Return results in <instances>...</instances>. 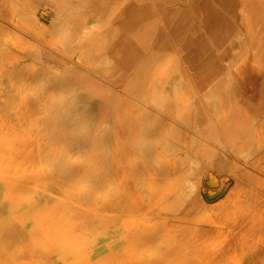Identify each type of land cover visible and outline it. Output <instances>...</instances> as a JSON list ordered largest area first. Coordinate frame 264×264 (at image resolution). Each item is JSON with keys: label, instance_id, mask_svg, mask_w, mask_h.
<instances>
[{"label": "rangeland", "instance_id": "rangeland-1", "mask_svg": "<svg viewBox=\"0 0 264 264\" xmlns=\"http://www.w3.org/2000/svg\"><path fill=\"white\" fill-rule=\"evenodd\" d=\"M0 114V264H264V0H0Z\"/></svg>", "mask_w": 264, "mask_h": 264}, {"label": "bare ground", "instance_id": "bare-ground-1", "mask_svg": "<svg viewBox=\"0 0 264 264\" xmlns=\"http://www.w3.org/2000/svg\"><path fill=\"white\" fill-rule=\"evenodd\" d=\"M33 16H34V15H33ZM35 20H36V19H35ZM30 21H31V20H30ZM32 21H33V19H32ZM102 29H103V28H102ZM86 32H88V31H86ZM84 34H85V33H84ZM59 35H60V34H59ZM58 37H59V36H58ZM61 39H62V38H61ZM61 41H62V40H61ZM6 48H7V47H6ZM1 50H2V49H1ZM1 52H2V51H1ZM4 52H5V51H4ZM3 54H4V53H3ZM2 56H3V55H2ZM8 56H9V55H8ZM4 57H5V56H4ZM11 58H12V57H11ZM161 77H162V76H161ZM170 90H171V88H170ZM172 90H173V89H172ZM172 90H171L170 93H172ZM166 96H167V95H166ZM43 98H44V97H43ZM66 98H67V97H66ZM36 99H37V98H36ZM145 99H146V97H145ZM15 100H16V99H15ZM20 100H21V99H20ZM41 100H42V99H41ZM53 100H55V99H52L51 102H52ZM61 100H63V99H61ZM164 100H165L164 102H166L167 98L164 99ZM35 101H36V100H35ZM63 101L65 102V99H64ZM18 102H19V101H18ZM20 102H21V101H20ZM39 102H40V101H39ZM55 102H56V101H55ZM69 102H70V101H69ZM69 102H68V103H69ZM167 102H168V101H167ZM167 102H166V104H167ZM170 102H171V101H170ZM170 102H169V104H170ZM41 103H42V102H41ZM140 103H141V102H140ZM171 103H173V100H172ZM34 104H36V103H34ZM56 104H58V103H55V105H56ZM62 104H63V103H62ZM166 104H165V105H166ZM169 104H168V105H169ZM24 105H25V103H24ZM52 105H53V104H52ZM55 105H53V106H55ZM163 105H164V104H163ZM163 105H162V106H163ZM170 105H171V104H170ZM32 106H33V105H32ZM41 106H42V105H41ZM45 106H46V105H45ZM48 106H49V105H48ZM71 106H72V105H71ZM142 106H143V105H142ZM166 106H167V105H166ZM217 106H218V105H217ZM34 107H35V106H34ZM34 107H33V108H34ZM55 107H56V106H55ZM157 107H158V106H157ZM164 107H165V106H164ZM167 107L169 108V106H167ZM178 107H179V106H178ZM181 107H182V106H181ZM30 108H31V107H30ZM42 108H43V107H42ZM52 108H53V107H52ZM70 108H72V107H70ZM148 108H150V107H148ZM161 108H162V107H161ZM31 109H32V108H31ZM34 109H35V108H34ZM55 109H56V108H55ZM59 109H60V108H59ZM136 109H137V108H136ZM177 109H178V108H177ZM43 110H44V109H43ZM53 110H54V108H53ZM53 110H52V111H53ZM65 110H66V109H65ZM65 110H64V111H65ZM151 110H152V108H151ZM179 110H180V109H179ZM32 111H33V109H32ZM35 111H36V110H35ZM46 111H47V110H46ZM56 111H57V110H56ZM181 111H182V109H181ZM16 112H17V111H16ZM18 112H19V111H18ZM41 112H42V111H41ZM41 112H40V113H41ZM40 113H39V114H40ZM43 113H44V112H43ZM60 113H61V111H60ZM162 113H163V112H162ZM171 113H172V112H171ZM182 113H183V112H182ZM182 113H181V114H182ZM45 114H46V113H45ZM65 114H66V113H65ZM179 114H180V113H179ZM0 115H1V114H0ZM34 115H35V114H34ZM52 115L54 116V114H52ZM165 115H166V114H165ZM21 116H22V115H21ZM36 116H37V115H36ZM40 116H41V115H40ZM40 116H39V117H40ZM173 116H174V115H173ZM12 117H13V116H12ZM46 117H48V114L46 115ZM55 117H56V116H55ZM156 117H157V116H156ZM156 117H155V118H156ZM13 118H14V117H13ZM19 118H20V117H19ZM22 118H24V117H22ZM56 118H57V117H56ZM2 119H3V118H2ZM28 119H29V118H28ZM42 119H43V116H42ZM52 119H53V118H52ZM54 119H55V118H54ZM61 119H63V118H61ZM167 119H168V118H167ZM3 120H4V119H3ZM5 120H6V118H5ZM23 120H25V119H23ZM30 120H31V119H30ZM30 120H28V121H30ZM35 120H36V119H35ZM44 120H47V118L44 119ZM56 120H57V119H55V122H56ZM151 120H152V119H151ZM171 120H172V119H171ZM16 121H17V120H16ZM37 121H38V116H37ZM40 121H41V119H40ZM59 121H60V120H59ZM74 121H75V120H74ZM173 121H175V120H173ZM180 121H181V120H180ZM189 121H190V120H189ZM7 122H8V121H7ZM7 122H6V123H7ZM11 122H12V121H11ZM35 122H36V121H35ZM55 122H54V123H55ZM160 122H161V121H160ZM177 122H178V121H177ZM21 123H22V122H21ZM27 123H28V122H27ZM30 123H31V122H30ZM30 123H29V124H30ZM36 123L38 124V122H36ZM54 123H53V124H54ZM83 123H84V122H83ZM161 123H162V122H161ZM10 124H12V123H10ZM13 124H15V123H13ZM31 124H32V123H31ZM33 124H34V123H33ZM33 124H32V125H33ZM39 124H40V123H39ZM39 124H38V125H39ZM66 124H67V123H66ZM174 124H175V123H174ZM176 124H179V123H176ZM190 124H191V123H190ZM21 125H22V124H21ZM23 125H24V124H23ZM38 125H37V126H38ZM47 125H48V124H47ZM47 125H46V126H47ZM50 125H51V124H50ZM56 125H57V124H56ZM63 125H64V124H63ZM41 126L43 127L42 123H41ZM54 126H55V125H54ZM61 126H62V125H61ZM28 127H29V126H28ZM33 127H34V126H33ZM51 127H52V126H51ZM7 128H8V126H7ZM25 128H27V127H25ZM31 128H32V127H31ZM59 128H60V127H59ZM63 128H65V127H63ZM76 128H77V127H76ZM187 128H188V127H187ZM38 129H39V126H38ZM48 129H49V128H48ZM85 129H86V128H85ZM145 129H146V126H145ZM149 129H150V128H149ZM149 129H148V131H149ZM19 130H20V132H21V129H19ZM40 130H41V129H40ZM40 130H39V132H40ZM44 130H45V129H44ZM78 130H79V129H78ZM146 130H147V129H146ZM185 130H186V129H185ZM8 131H10L9 128H8ZM8 131H7V132H8ZM29 131H30V130H29ZM48 131H49V133H50L52 130L50 131V129H49ZM64 131H65V130H64ZM164 131H165V130H164ZM181 131H182V129H181ZM186 131H187V130H186ZM25 132H26V129H25ZM37 132H38V131H37ZM37 132H36V133H37ZM41 132H42V131H41ZM59 132H60V131H59ZM65 132H66V131H65ZM68 132H69V131H68ZM77 132H78V131H77ZM151 132H152V130H151ZM166 132H167V131H166ZM4 133H5V132H4ZM27 133H28V132H27ZM46 133H48V132L45 131V135H46ZM54 133H55V132H54ZM66 133H67V132H66ZM86 133H87V132H86ZM144 133H145V136H146V132H144ZM149 133H150V132H149ZM162 133H163V132H162ZM167 133H170V132L168 131ZM182 133H183V132H182ZM185 133L187 134V132H185ZM52 134H53V133H52ZM56 134H57V133H56ZM58 134H59V133H58ZM147 134H148V132H147ZM156 134H157V133H156ZM159 134H160V133H159ZM26 135H27V134H26ZM54 135H55V134H54ZM59 135H61V133H60ZM148 135H149V134H148ZM161 135H162V134H161ZM170 135H171V134H170ZM28 136H29V135H28ZM32 136H34V132H33V135H32ZM52 136H53V135H52ZM61 136H62V135H61ZM71 136H72V135H71ZM159 136H160V135H159ZM16 137H17V136H16ZM40 137H41V136H40ZM46 137H47V136H46ZM50 137H51V136H50ZM59 137H60V136H59ZM67 137H68V136H67ZM170 137H171V136H170ZM172 137H173V136H172ZM185 137H186V136H185ZM22 138H23V137H22ZM26 138H27V136H26ZM31 138H32V137H31ZM51 138H52V137H51ZM54 138H55V137H54ZM72 138H73V137H72ZM143 138H144V136H143ZM13 139H14V138H13ZM38 139H39V138H38ZM40 139H41V138H40ZM43 139H44V138H43ZM47 139H48V138H47ZM47 139H46L45 142H47ZM65 139L67 140V138H65ZM68 139H69V138H68ZM144 139H146V137H145ZM165 139H166V138H165ZM172 139H173V138H172ZM184 139H185V138H184ZM35 140H36V139H35ZM44 140H45V139H44ZM66 140H65V141H66ZM142 140H143V139H142ZM167 140H168V139H167ZM167 140H166V141H167ZM175 140H176V139H175ZM179 140H180V139H179ZM9 141H10V140H9ZM16 141H17V140H16ZM26 141H27V140H26ZM28 141H29V140H28ZM28 141H27V142H28ZM41 141H42V140H41ZM62 141H63V140H62ZM69 141H72V140H69ZM13 142H14V141H13ZM55 142H56V141H55ZM169 142H170V141H169ZM14 143H15V142H14ZM17 143H18V142H17ZM21 143H22V142H21ZM23 143H24V142H23ZM29 143H30V142H29ZM33 143H34V142H33ZM51 143H52V142H51ZM140 143H142V142H140ZM27 144H28V143H27ZM27 144H26V146H27ZM40 144H41V143H40ZM42 144H43V143H42ZM69 144H70V143H69ZM82 144H83V143H82ZM180 144H181V143H180ZM209 144H210V143H209ZM211 144H212V143H211ZM24 145H25V144H24ZM46 145H47V144H46ZM54 145H56V143H55ZM59 145H60V144H59ZM76 145H77V144H76ZM101 145H102V144H101ZM123 145H124V144H123ZM139 145H140V144H139ZM26 146H25V147H26ZM31 146H32V145H31ZM42 146H43V145H42ZM50 146H51V145H50ZM69 146H70V145H69ZM149 146H150V145H149ZM153 146H154V145H153ZM199 146H200V145H199ZM20 147H21V146H20ZM23 147H24V146H23ZM28 147H29V145H28ZM39 147H40V145H39ZM56 147H57V145H56ZM58 147H59V146H58ZM61 147H62V146H61ZM61 147H60V148H61ZM78 147H79V146H78ZM140 147H141V146H140ZM146 147H147V146H146ZM155 147H156V145H155ZM155 147H154V148H155ZM183 147H184V146H183ZM29 148H30V147H29ZM52 148H54V146H53ZM62 148H63V147H62ZM65 148H66V147H65ZM156 148H157V147H156ZM45 149H47V147H45ZM48 149H49V148H48ZM56 149H59V148H56ZM79 149H80V147H79ZM137 149H138V148H137ZM26 150H27V149H26ZM38 150H40V152L42 151L41 149H38ZM74 150H75V149H74ZM95 150H96V149H95ZM141 150H142V149H141ZM141 150H140V151H141ZM181 150H182V149H181ZM29 151H30V150H29ZM29 151H28V152H29ZM46 151H47V150H46ZM55 151H56V150H55ZM61 151H62V150H61ZM61 151H60V152H61ZM70 151H71V148H70V150L68 151V153H69ZM106 151H107V149H106ZM153 151H154V150H153ZM177 151H178V150H177ZM28 152H27V153H28ZM30 152H31V151H30ZM34 152H35V151H34ZM72 152H73V151H72ZM78 152H81V151H78ZM123 152H124V151H123ZM137 152H139V151H137ZM143 152H144V151H143ZM143 152H141V153L143 154ZM155 152H156V151H155ZM160 152H161V151H160ZM181 152H182V151H181ZM41 153L43 154V152H41ZM44 153H45V152H44ZM50 153H51V152H50ZM54 153H55V152H54ZM75 153H76V152H75ZM92 153H93V151H92ZM105 153H106V152H105ZM144 153H145V152H144ZM146 153H147V152H146ZM31 154H32V153H31ZM47 154H48V153H47ZM55 154H56V153H55ZM63 154H64V153H63ZM70 154H71V153H70ZM78 154H79V153H78ZM29 155H30V154H29ZM60 155H62V153H60ZM66 155H67V154H66ZM71 155H72V154H71ZM80 155H81V154H80ZM90 155H91V154H90ZM147 155H148V154H147ZM151 155H152V154H151ZM172 155H174V152H173ZM40 156H41V155H40ZM49 156H50V155H49ZM51 156H53V155H51ZM72 156H73V155H72ZM72 156H71V157H72ZM74 156H75V155H74ZM74 156H73V157H74ZM135 156H136V155H135ZM19 157H20V156H19ZM53 157H54V156H53ZM53 157H52V158H53ZM75 157H76V156H75ZM93 157H94V156H93ZM41 158H42V157H40V159H41ZM48 158H49V157H48ZM78 158H79V157H78ZM98 158H99V157H98ZM174 158H175V157H174ZM181 158H182V157H181ZM54 159H55V158H54ZM58 159H59V158H58ZM60 159H61V158H60ZM65 159H66V158H65ZM69 159H70V158H69ZM73 159L75 160L76 158H73ZM91 159H92V158H91ZM135 159H136V158H135ZM146 159H148V158H146ZM49 160H50V159H49ZM52 160H53V159H52ZM78 160H79V159H78ZM92 160H93V159H92ZM148 160H149V159H148ZM57 161H58V160H57ZM88 161H90V157H89V160H88ZM146 161H147V160H146ZM182 161H183V160H182ZM41 162H42V161H41ZM67 162H68V161H67ZM76 162H77V161H76ZM83 162H84V161H83ZM139 162H140V161H139ZM180 162H181V161H180ZM42 163H44V161H43ZM58 163H59V162H58ZM92 163H93V161H92ZM10 164H11V163H10ZM63 164H64V163H63ZM80 164H81V163H80ZM95 164H96V163H95ZM104 164H105V163H104ZM141 164H142V163H141ZM150 164H151V162H150ZM150 164H149V165H150ZM42 165H43V164H42ZM49 165H50V163H49ZM65 165H66V164H65ZM78 165H79V164H78ZM82 165H83V164H82ZM90 165H91V164H90ZM90 165H89V166H90ZM92 165H93V164H92ZM144 165H146V164H144ZM11 166H12V165H11ZM13 166H14V165H13ZM62 166H63V165H62ZM89 166H88V167H89ZM147 166H148V165H147ZM170 166H171V165H170ZM47 167H48V169H49L50 166H47ZM57 167H58V166H57ZM140 167H141V166H140ZM166 167H167V165L165 166V168H166ZM178 167H179V166H178ZM11 168H13V167H11ZM53 168H54V167H53ZM55 168H56V167H55ZM60 168H61V167H60ZM74 168H75V167H74ZM74 168H73V169H74ZM80 168H81V167H80ZM108 168H109V167H108ZM176 168H177V167H176ZM229 168H230V167H229ZM15 169H16V168H15ZM17 169H18V168H17ZM17 169H16V171H17ZM48 169H47V170H48ZM50 169H51V168H50ZM56 169L58 170V168H56ZM71 169H72V168H71ZM83 169H84V167H83ZM88 169H89V168H88ZM140 169H141V168H140ZM239 169H240V168H239ZM18 170H19V169H18ZM93 170H94V169H93ZM154 170H155V169H154ZM10 171H11V170H10ZM49 171H51V170H49ZM59 171H60V170H59ZM62 171H63V169H61V172H62ZM86 171H87V170H86ZM17 172H18V171H17ZM47 172H48V171H47ZM61 172H60V173H61ZM72 172H73V171H72ZM50 173H51V172H50ZM52 173H53V172H52ZM60 173H58V174H60ZM53 174H54V173H53ZM104 174H105V173H104ZM130 174H131V172H130ZM139 174H140V173H139ZM139 174H138V176H139ZM246 174H247V173H246ZM45 175H47V174H45ZM76 175H78V174H76ZM88 175H89V174H88ZM106 175H107V174H106ZM163 175H164V174H163ZM238 175H239V174H238ZM241 175H242V174H241ZM141 176H142V175H141ZM231 176H232V175H231ZM256 176H257V175H256ZM83 177H84V176H83ZM93 177H94V176H93ZM164 177H165V175H164ZM235 177H236V175H235ZM111 178H112V177H111ZM138 178H139V177H138ZM138 178H137V179H138ZM149 178H150V177H149ZM165 178H166V177H165ZM9 179H10V178H9ZM86 179H87V178H86ZM89 179H90V178H89ZM108 179H109V178H108ZM251 179H252V178H251ZM12 180H13V179H12ZM61 180H62V179H61ZM130 180H131V179H130ZM133 180H136V179L133 178ZM139 180H140V179H139ZM163 180H164V179H163ZM163 180H162V181H163ZM236 180H237V179H236ZM49 181H50V180H49ZM73 181H74V179H73ZM82 181H83V180H82ZM160 181H161V180H160ZM255 181H256V180H255ZM80 182H81V181H80ZM0 183H1V182H0ZM2 183H3V182H2ZM17 183H19V182H17ZM45 183H46V182H45ZM77 183H78V181H77ZM82 183H83V182H82ZM99 183H100V182H99ZM111 183H112V182H111ZM243 183H244V182H243ZM39 184L41 185V183H39ZM48 184H49V183H48ZM65 184H66V183H65ZM75 184H76V183H75ZM75 184H73V185H75ZM80 184H81V183H80ZM106 184H107V183H106ZM20 185H21V184H20ZM22 185H23V184H22ZM30 185H31V184H30ZM32 185L35 186V184H32ZM76 185H77V184H76ZM84 185H85V183H84ZM239 185H240V184H239ZM254 185H255V184H254ZM254 185H253V186H254ZM26 186H27V185H26ZM38 186H39V185H38ZM85 186H86V185H85ZM89 186H90V185H89ZM91 186H92V184H91ZM102 186H103V184H102ZM142 186H143V185H142ZM23 187H24V186H23ZM61 187H62V186H61ZM77 187H78V186H77ZM79 187H80V186H79ZM83 187H84V186H83ZM83 187H82V188H83ZM87 187H88V186H87ZM95 187H96V186H95ZM106 187H107V186H106ZM110 187H111V186H110ZM240 187H241V186H240ZM24 188H25V187H24ZM37 188H38V187H37ZM65 188H67V187H65ZM85 188H86V187H85ZM104 188H105V187H104ZM142 188H143V187H142ZM261 188H262V187H261ZM16 189H17V188H16ZM71 189H72V187H71ZM71 189H70V190H71ZM92 189H93V188H92ZM4 190H5V189H4ZM14 190H15V189H14ZM26 190H27V192H28V189H26ZM63 190H64V189H63ZM67 190H68V188H67ZM67 190H66V191H67ZM84 190H86V189H84ZM100 190H101V189H100ZM110 190H111V189H110ZM113 190H114V188H113ZM162 190H163V189H162ZM239 190H240V189H239ZM261 190H262V189H261ZM9 191H10V190H9ZM21 191H22V190H21ZM23 191H24V190H23ZM66 191H65V192H66ZM72 191H73V190H72ZM72 191H69V193L72 192ZM87 191H89V190H87ZM87 191H86V192H87ZM6 192H7V191H6ZM24 192H25V191H24ZM79 192H80V191H79ZM162 192H163V191H162ZM234 192H235V191H234ZM31 193H32V192H30V194H31ZM66 193H67V192H66ZM110 193H111V192H110ZM144 193H145V192H144ZM239 193H240V192H239ZM8 194H9V193H8ZM8 194H7V195H8ZM15 194H16V193H15ZM19 194H20V193H19ZM27 194H28V193H27ZM170 194H171V193H170ZM13 195H14V194H13ZM70 195H71V194H70ZM120 195H121V194H120ZM11 196H12V194H11ZM32 196H33V194H32ZM77 196H78V195H77ZM87 196H88V195H87ZM113 196H114V195H113ZM234 196H235V195H234ZM18 197H19V196H18ZM27 197H28V196H27ZM251 197H252V196H251ZM11 198H12V197H11ZM11 198L9 199V201L11 200V204H10V205H11V211H12V209H13L15 206H17L18 204L16 205L17 200H15L16 202L13 203V205H14V204H15V205H14V207H12V202L14 201V197H13L12 199H11ZM29 198H30V197H29ZM79 198H80V197H79ZM97 198H98V197H97ZM105 198L108 199V196H106ZM119 198H120V197H119ZM139 198H140V197H139ZM178 198H179V197H178ZM189 198H190V197H189ZM196 198L198 199V196H196ZM233 198H234V197H233ZM248 198H249V197H248ZM16 199H17V198H16ZM192 199H194V198H192ZM12 200H13V201H12ZM18 200H20V199H18ZM32 200H33V199H32ZM97 200H98V199H97ZM120 200H121V199H120ZM194 200H195V199H194ZM101 201H102V200H101ZM115 201H116V200H115ZM136 201H137V200H136ZM141 201H142V200H141ZM190 201H191V199H190ZM192 201H193V200H192ZM192 201H191V202H192ZM22 202H23V201H21V202H19V203H22ZM26 202H27V201H26ZM31 202H32V201H31ZM76 202H77V201H76ZM83 202H84V201H83ZM116 202H117V201H116ZM119 202H120V201H119ZM153 202H154V201H153ZM188 202H189V201H188ZM197 202H198V201H197ZM2 203H3V202H2ZM17 203H18V202H17ZM24 203H25V202H24ZM24 203H23V204H24ZM78 203H79V201H78ZM97 203H98V202H97ZM100 203H101V202H100ZM106 203H107V202H106ZM113 203H114V202H113ZM117 203H118V202H117ZM137 203H138V202H137ZM151 203H152V202H151ZM155 203H157V202L155 201ZM158 203H159V201H158ZM30 204H31V205H30L31 208H33L34 206L32 207V203H30ZM47 204H48V203H47ZM87 204H88V203H87ZM98 204H99V203H98ZM187 204H188V203H187ZM187 204H186L185 206L188 207L189 205H187ZM189 204H191V203L189 202ZM19 205H20V204H19ZM26 205H27V204H26ZM33 205H34V203H33ZM45 205H46V204H45ZM89 205H90V204H89ZM194 205H195V204H194ZM204 205H205V204H204ZM27 206H28V205H27ZM41 206H42V205H41ZM47 206H48V205H47ZM110 206L112 207V204H111ZM197 206H198V205H197ZM24 207H25V209H26V206H24ZM199 207H200V206H199ZM19 208H20V207H19ZM21 208H23V207L21 206ZM31 208H28L27 211H29ZM42 208H43V207H42ZM185 208H186V207H185ZM196 208H197V207H196ZM200 208H201V207H200ZM257 208H258V207H257ZM8 209H10V206L8 207ZM44 209H45V208H44ZM76 209H77V207H76ZM152 209H154V208H152ZM181 209H182V208H181ZM201 209H202V208H201ZM4 210H6V209H4ZM21 210H22V209H21ZM263 210H264V209H263ZM9 211H10V210H8V212H9ZM44 211H45V210H44ZM46 211H47V210H46ZM76 211H77V210H76ZM190 211H191V210H190ZM13 212H14V211H13ZM15 212H17V207H16ZM18 212H19L20 214H21V213L24 214V213H23L24 211H23V212L18 211ZM0 213H2V212H0ZM10 213H11V212H10ZM27 213H28V212H26V214H27ZM77 213H78V212H77ZM186 213H187V212H186ZM12 214H13V213H12ZM147 214H148V213H147ZM164 214H165V213H164ZM166 214H167V213H166ZM252 214H253V213H252ZM6 215H7V214H6ZM8 215H9V214H8ZM10 215H11V214H10ZM63 215H64V214H63ZM140 215H141V214H140ZM151 215H152V214H151ZM162 215H163V214H162ZM28 216H29V215H28ZM78 216H80V215H78ZM135 216H136V215H135ZM238 216H239V215H238ZM8 217H9V216H8ZM12 217H14V216L12 215ZM29 217H30V216H29ZM107 217H108V216H107ZM138 217H139V216H138ZM156 217H158V216H156ZM156 217H155V218H156ZM17 218H18V217H17ZM25 218H26V217H25ZM86 218H87V217H86ZM98 218H99V217H98ZM104 218H105V217H104ZM108 218H110V216H109ZM113 218H114V217H113ZM147 218H148V217H147ZM158 218H159V217H158ZM221 218H222V217H221ZM8 219H9V218H8ZM12 219H13V218H12ZM30 219H31V218H30ZM51 219H52V218H51ZM57 219H58V218H57ZM59 219H60V218H59ZM105 219H107V218H105ZM149 219H150V218H149ZM151 219H152V217H151ZM164 219H165V218H164ZM256 219H257V218H256ZM100 220H101V219H100ZM102 220H103V219H102ZM132 220H133V219H132ZM153 220H154V219H153ZM213 220H214V219H213ZM258 220H259V219H258ZM15 221H16V219H15L13 222L15 223ZM26 221H27V220H26ZM149 221H151V220H149ZM221 221H222V220H221ZM223 221H224V220H223ZM16 222H17V221H16ZM29 222H30V221H29ZM100 222H101V221H100ZM147 222H148V221H147ZM153 222H154V221H153ZM224 222H225V221H224ZM11 223H12V222H11ZM98 223H99V222H98ZM170 223H171V222H170ZM236 223H237V222H236ZM9 224H10V223H9ZM15 224L17 225V223H15ZM104 224H106V223H104ZM231 224H232V223H231ZM238 224H239V223H238ZM238 224H237V225H238ZM12 225H14V224L12 223ZM29 225H30V224H29ZM101 225L103 226V224H101ZM132 225H133V224H132ZM181 225H182V224H181ZM246 225H247V224H246ZM253 225H254V224H253ZM17 226H18V225H17ZM19 226H20V225H19ZM22 226H23V225H22ZM107 226H108V225H107ZM260 226H261V225H260ZM24 227H25V226H24ZM26 227H27V225H26ZM77 227H78V226H77ZM130 227H131V226H130ZM151 227H152V226H150V228H151ZM207 227H208V226H207ZM240 227H241V226H240ZM21 228H22V227H21ZM21 228L19 227V229H21ZM29 228L32 229V226H29ZM36 228H37V227H36ZM100 228H101V227H100ZM106 228H107V227H106ZM146 228H147V227H146ZM209 228H210V227H209ZM252 228H253V227H252ZM254 228H255V226H254ZM136 229H137V228H136ZM136 229H135V230H136ZM195 229H196V228H195ZM41 230H42V229H41ZM101 230H102V229H101ZM135 230H134V231H135ZM145 230H146V229H145ZM208 230H209V229H208ZM252 230H253V229H252ZM262 230H263V229H262ZM18 231H19V230H18ZM28 231H29V230H28ZM37 231H38V230H37ZM131 231H132V230H131ZM134 231H133V232H134ZM136 231H137V230H136ZM143 231H144V230H143ZM148 231H149V229H148ZM256 231H257V229H256ZM128 232H129V231H128ZM177 232H178V231H177ZM15 233L17 234L18 232H15ZM15 233H14V234H15ZM30 233H31V232H30ZM91 233H92V232H91ZM125 233H126V232H125ZM198 233H199V232H198ZM233 233H234V232H233ZM242 233H243V232H242ZM250 233H253V231L250 232ZM254 233H255V232H254ZM254 233H253V234H254ZM37 234H38V233H37ZM178 234H179V233H178ZM206 234H207V233H206ZM29 235H30V234H29ZM29 235H28V236H29ZM35 235H36L35 233H32V237H33V238H31V240L36 238ZM42 235H43V234H42ZM42 235H41V236H42ZM49 235H50V234H48L47 236H49ZM90 235H91V234H90ZM125 235H126V234H125ZM14 236H15V235H14ZM38 236H39V235H38ZM47 236H46V237H47ZM207 236H208V235H207ZM226 236H227V235H226ZM249 236H250V235H249ZM255 236H256V235H255ZM261 236H262V235H261ZM20 237H21V236H20ZM23 237H24V236H23ZM34 237H35V238H34ZM49 237H51V236H49ZM120 237H123V236H120ZM204 237H205V236H204ZM209 237H210V236H209ZM223 237H224V236H223ZM8 238H9V237H8ZM100 238H101V237H100ZM102 238H103V237H102ZM201 238H202V237H201ZM231 238H232V237H231ZM252 238H253V237H252ZM259 238H260V237H259ZM11 239H14V238H11ZM23 239H24V238H23ZM195 239H196V238H195ZM234 239H235V238H234ZM239 239H240V238H239ZM249 239H250V238H249ZM9 240H10V239H9ZM19 240H20V239H19ZM38 240H40V239H38ZM103 240H105V239H103ZM230 240H231V239H230ZM235 240H236V239H235ZM250 240H251V239H250ZM10 241H11V240H10ZM134 241H135V240H134ZM149 241H152V240H149ZM21 242H22V241H21ZM55 242H57V241H55ZM235 242H236V241H235ZM235 242H234V244H235ZM262 242H263V241H262ZM6 243H7V242H6ZM87 243H88V242H87ZM110 243H111V242H110ZM258 243H259V241H258ZM7 244H8V243H7ZM242 244H243V243H242ZM254 244H255V243H254ZM254 244H253V245H254ZM19 245H20V244H19ZM29 245H30V244H29ZM109 245H110V244H109L108 242H103V241H101V240H97V241H95L94 243L91 241V242L88 244L87 248H85V246L83 245L84 248H82L83 246L81 247V248H82L81 253L87 254V255L89 256V257H87V258L85 259V260H87V262H86L85 264H110L109 262H111L112 260L119 261L118 258H114V259H113V257L111 256V254H115V252H113L114 249H113V250L111 249L112 247L109 248ZM178 245H179V244H178ZM222 245H223V244H222ZM227 245L230 246V244H227ZM258 245H259V244H258ZM21 246H22V245H21ZM21 246H20V247H21ZM180 246H182V245H180ZM180 246H179V247H180ZM218 246H219V245H218ZM223 246H224V245H223ZM225 246H226V245H225ZM251 246H252V245H251ZM251 246H250V247H251ZM151 247H152V246H151ZM215 247H216V246H215ZM232 247H233V245H232ZM246 247H247V246H246ZM246 247H244V249H245ZM258 247H259V246H258ZM162 248H163V247H162ZM224 248H225V247H224ZM226 248H227V247H226ZM230 248H231V247H230ZM234 248H235V247H233L232 250L230 249L229 251H228L227 249H226V250H227L228 252H236V253H237L236 249H234ZM238 248H240V247H238ZM241 248L243 249V247H241ZM241 248H240V249H241ZM24 249H25V248H24ZM27 249H28V248H27ZM91 249H92V250H91ZM95 249L97 250L96 252H95ZM180 249H181V248H180ZM240 249H239V250H240ZM242 249H241V250H242ZM247 249H248V247H247ZM263 249H264V248H263ZM28 250H29V249H28ZM93 250H94V254H92V251H93ZM152 250H153V249H152ZM154 250H155V249H154ZM178 250H179V248H178ZM195 250H196V249H195ZM214 250H215V249H214ZM219 250H220V248H219ZM237 250H238V249H237ZM239 250H238V252H240ZM245 250H246V249H245ZM101 251H104V253L101 254V256H99V255H98V256H95V255L99 254ZM150 251H151V250H150ZM157 251H158V249H157ZM157 251H156V252H157ZM161 251H163V249H162ZM217 251H218V250H217ZM217 251H216V252H217ZM223 251H225V250L223 249ZM253 251H254V250H253ZM12 252H13V251H12ZM12 252H11V253H12ZM24 252H25V251H24ZM76 252H77V251H76ZM154 252H155V251H154ZM175 252H176V251H175ZM207 252H208V251H207ZM225 252H226V251H225ZM225 252H224V253H225ZM244 252H245V251H243V253H244ZM78 253H80V252L78 251ZM148 253H149V252H147V255H151V254H148ZM151 253H152V252H151ZM158 253H160V252H157V254H158ZM183 253H184V251H183ZM221 253H222V252H221ZM221 253H220L219 255H221ZM247 253H248V252H247ZM256 253H257V252H256ZM154 254H155V253H154ZM181 254H182V252H181ZM215 254H216V253H215ZM222 254H223V253H222ZM229 254H230V253H229ZM229 254H226V256L229 255ZM233 254H235V253H233ZM233 254H231V256L234 257ZM262 254H264V253H262ZM80 255H81V254H80ZM147 255H146V256H147ZM178 255H180V254H178ZM223 255H224V254H223ZM237 255H238V254H237ZM108 256H110V257H112V258L110 259V257H109V259H108ZM151 256H152V255H151ZM153 256L155 257V255H153ZM156 256H157V255H156ZM180 256H181V255H180ZM221 256H222V255H221ZM229 256H230V255H229ZM229 256H228V257H229ZM257 256H258V255H257ZM228 257H227V258H228ZM238 257H239V256H238ZM150 258H151V257H150ZM157 258H158V257H157ZM157 258H155V259H157ZM178 258H179V257H178ZM224 258H226V257H224ZM241 258H242V257H241ZM257 258H258V257H257ZM259 258H260V257H259ZM262 258H263V257H262ZM135 259H136V258H135ZM153 259H154V258H153ZM204 259H205V258H204ZM206 259H207V258H206ZM206 259H205V260H206ZM217 259H218V258H217ZM220 259H221V257H220ZM250 259H251V258H250ZM144 260H146V259H144ZM144 260H143V261H144ZM150 260H151V259H150ZM169 260H170V259H169ZM180 260H181V259H180ZM207 260H208V259H207ZM213 260H214V258H213ZM260 260H263V259H260ZM56 261H57V260L55 259V263H54V264H57ZM58 261H59V260H58ZM139 261H140V260H139ZM210 261H211V260H210ZM221 261H222V260H221ZM221 261H220V262H221ZM230 261H231V260H230ZM240 261H241V259H240ZM257 261H258V260H257ZM59 262H60V261H59ZM59 262H58V263H59ZM147 262H148V261H147ZM152 262H153V261H152ZM203 262H204V261H203ZM222 262H224V261H222ZM232 262H233V261H232ZM62 263H63V262H62ZM64 263H65V262H64ZM119 263H121V262H119ZM139 263H140V262H139ZM144 263H146V262H144ZM150 263H151V261H150ZM154 263H155V262H154ZM154 263H153V264H154ZM193 263H194V262H193ZM235 263H236V260H235ZM237 263H238V262H237ZM239 263H240V262H239ZM41 264H42V263H41ZM60 264H61V263H60ZM65 264H67V263H65ZM132 264H133V263H132ZM136 264H137V263H136ZM207 264H208V263H207ZM212 264H213V262H212ZM216 264H217V263H216ZM218 264H219V263H218ZM255 264H256V263H255ZM257 264H258V263H257ZM262 264H263V263H262Z\"/></svg>", "mask_w": 264, "mask_h": 264}, {"label": "crops", "instance_id": "crops-1", "mask_svg": "<svg viewBox=\"0 0 264 264\" xmlns=\"http://www.w3.org/2000/svg\"><path fill=\"white\" fill-rule=\"evenodd\" d=\"M198 78L200 84H205V88L212 86L216 83L217 79L222 76L225 71L224 67L215 65L210 57L200 60L196 65ZM145 128L143 129V132Z\"/></svg>", "mask_w": 264, "mask_h": 264}]
</instances>
